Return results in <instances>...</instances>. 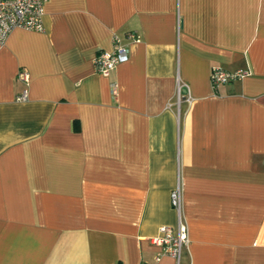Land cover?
Returning a JSON list of instances; mask_svg holds the SVG:
<instances>
[{"label": "crops", "instance_id": "crops-1", "mask_svg": "<svg viewBox=\"0 0 264 264\" xmlns=\"http://www.w3.org/2000/svg\"><path fill=\"white\" fill-rule=\"evenodd\" d=\"M42 22L0 48V264H175L150 238L177 185L184 264H264V0H47ZM213 66L249 74L214 90Z\"/></svg>", "mask_w": 264, "mask_h": 264}, {"label": "built area", "instance_id": "built-area-1", "mask_svg": "<svg viewBox=\"0 0 264 264\" xmlns=\"http://www.w3.org/2000/svg\"><path fill=\"white\" fill-rule=\"evenodd\" d=\"M46 2L47 0H0V48L5 43L9 33L16 28L43 30L42 15ZM127 36L134 41L139 39L132 32L127 33ZM127 59L128 50L126 45L114 34L111 50H100L94 56L93 64L98 73L108 76L117 64ZM248 74L249 70L247 68L227 70L220 66H213L210 69L209 78L212 89L217 90L221 84L241 80ZM16 79L24 85L22 91L17 95V100H25L27 97V84L30 79L28 70L19 68ZM184 86L185 84L180 83L177 86V103L180 102L181 98L191 102V96L188 92H182ZM114 87L115 84L113 83L112 88L114 89ZM168 105H171V103ZM170 204L177 215L175 226H159L157 233L150 240L159 247L155 260H159L162 256H170L174 259L175 264H184L182 253L188 243V234L181 211L182 194L180 185L170 191Z\"/></svg>", "mask_w": 264, "mask_h": 264}]
</instances>
